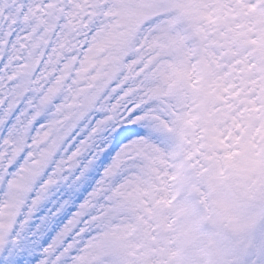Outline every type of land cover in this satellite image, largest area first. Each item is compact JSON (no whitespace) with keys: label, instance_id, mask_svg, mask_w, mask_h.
Returning <instances> with one entry per match:
<instances>
[{"label":"snow or ice","instance_id":"snow-or-ice-1","mask_svg":"<svg viewBox=\"0 0 264 264\" xmlns=\"http://www.w3.org/2000/svg\"><path fill=\"white\" fill-rule=\"evenodd\" d=\"M0 264H264V0H0Z\"/></svg>","mask_w":264,"mask_h":264}]
</instances>
